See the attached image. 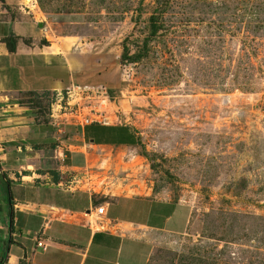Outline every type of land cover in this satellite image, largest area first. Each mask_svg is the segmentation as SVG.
<instances>
[{
	"label": "rangeland",
	"instance_id": "374dc122",
	"mask_svg": "<svg viewBox=\"0 0 264 264\" xmlns=\"http://www.w3.org/2000/svg\"><path fill=\"white\" fill-rule=\"evenodd\" d=\"M18 1L48 37L96 56L88 86L61 93L60 118L135 135L89 147L92 185L192 205L150 264H264V0Z\"/></svg>",
	"mask_w": 264,
	"mask_h": 264
},
{
	"label": "crops",
	"instance_id": "0c3cea01",
	"mask_svg": "<svg viewBox=\"0 0 264 264\" xmlns=\"http://www.w3.org/2000/svg\"><path fill=\"white\" fill-rule=\"evenodd\" d=\"M46 31L18 0H0V264H150L162 234L187 231L192 205L92 185L89 147L132 144L109 143L122 139L111 135L96 144L83 127L125 126L129 142L135 135L121 123L67 124L30 101L88 86L98 68L77 40Z\"/></svg>",
	"mask_w": 264,
	"mask_h": 264
},
{
	"label": "trees",
	"instance_id": "16d2710c",
	"mask_svg": "<svg viewBox=\"0 0 264 264\" xmlns=\"http://www.w3.org/2000/svg\"><path fill=\"white\" fill-rule=\"evenodd\" d=\"M85 136L94 143H128L134 144L135 139H132L130 142L128 141V128L125 126H106L100 125L98 123H91L88 126L83 127ZM111 135L113 138L122 137L119 139L108 141L109 139L102 138L101 136ZM108 141V142H107Z\"/></svg>",
	"mask_w": 264,
	"mask_h": 264
},
{
	"label": "built area",
	"instance_id": "2783aa9c",
	"mask_svg": "<svg viewBox=\"0 0 264 264\" xmlns=\"http://www.w3.org/2000/svg\"><path fill=\"white\" fill-rule=\"evenodd\" d=\"M66 94L68 95V97H69V92H67V90H66ZM55 102H53V104H51V113L54 115V117H60V115H63V116H65V114L66 113H63L62 111H61V108L63 109V107L60 105V101H61V99H62V96H61V94H58V95H56L55 96ZM75 113H73L72 112V110L70 109L69 111H68V114H70L71 115V117H74V123H77L78 125H82V124H87V123H89L90 121H93V119L92 118H90L89 116H86V117H84L83 119H79L78 117H77V115H75L76 114V111H74ZM90 119H89V118ZM92 119V120H91ZM94 121H99V120H95L94 119ZM103 213V206H99L97 209H96V215H101ZM97 219V218H96ZM36 245L38 246V247H41L42 249H44L45 248V246L43 245V244H41V242H36Z\"/></svg>",
	"mask_w": 264,
	"mask_h": 264
}]
</instances>
